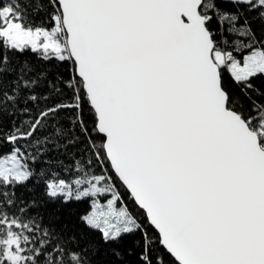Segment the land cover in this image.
<instances>
[{"label":"snow or ice","instance_id":"6c2138e0","mask_svg":"<svg viewBox=\"0 0 264 264\" xmlns=\"http://www.w3.org/2000/svg\"><path fill=\"white\" fill-rule=\"evenodd\" d=\"M6 76L0 264H264V0H0Z\"/></svg>","mask_w":264,"mask_h":264},{"label":"trees","instance_id":"16d2710c","mask_svg":"<svg viewBox=\"0 0 264 264\" xmlns=\"http://www.w3.org/2000/svg\"><path fill=\"white\" fill-rule=\"evenodd\" d=\"M24 58L32 60L34 63H38L35 61V58L31 54H29L27 57H24ZM69 71H70V68L66 66L53 65L50 67V73L52 76H56L57 74H63L64 76H67L69 74ZM9 79L10 78L6 76L3 80V83L0 84V88H7ZM129 207L131 208L134 214L139 215V213L137 212L134 206L129 204ZM87 211H88V205L86 203L70 205L68 208L64 209L60 213V219L58 221V226L67 225L72 230L76 231L77 233H79L81 230L86 231V229H83V226L80 225L79 217ZM93 235L98 236V234H93ZM130 243L131 241H129V244ZM131 259H132V264H135V258L133 257Z\"/></svg>","mask_w":264,"mask_h":264}]
</instances>
